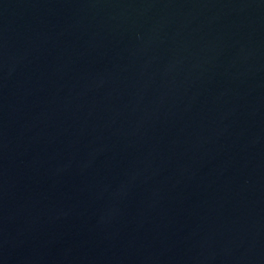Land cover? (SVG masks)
Returning <instances> with one entry per match:
<instances>
[{
    "label": "water",
    "instance_id": "1",
    "mask_svg": "<svg viewBox=\"0 0 264 264\" xmlns=\"http://www.w3.org/2000/svg\"><path fill=\"white\" fill-rule=\"evenodd\" d=\"M0 264H264V0H0Z\"/></svg>",
    "mask_w": 264,
    "mask_h": 264
}]
</instances>
